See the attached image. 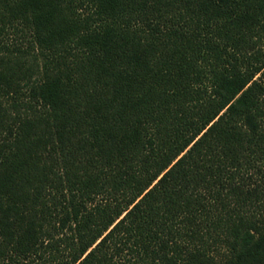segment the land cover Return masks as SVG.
Instances as JSON below:
<instances>
[{
    "label": "trees",
    "instance_id": "16d2710c",
    "mask_svg": "<svg viewBox=\"0 0 264 264\" xmlns=\"http://www.w3.org/2000/svg\"><path fill=\"white\" fill-rule=\"evenodd\" d=\"M0 264H264V0H0Z\"/></svg>",
    "mask_w": 264,
    "mask_h": 264
}]
</instances>
